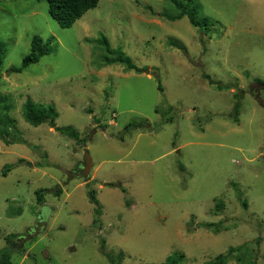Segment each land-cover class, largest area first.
<instances>
[{"label":"rangeland","instance_id":"obj_1","mask_svg":"<svg viewBox=\"0 0 264 264\" xmlns=\"http://www.w3.org/2000/svg\"><path fill=\"white\" fill-rule=\"evenodd\" d=\"M195 3L206 33L162 17L166 0H100L70 27L46 0H0V96L18 129L0 140V170L13 165L0 175V248L20 234L11 264H109L102 246L126 264L174 251L206 264L246 242L264 264V0ZM34 34L52 51L10 71ZM102 37L141 70L106 64ZM27 100L54 105V123L85 142L28 124Z\"/></svg>","mask_w":264,"mask_h":264},{"label":"trees","instance_id":"obj_2","mask_svg":"<svg viewBox=\"0 0 264 264\" xmlns=\"http://www.w3.org/2000/svg\"><path fill=\"white\" fill-rule=\"evenodd\" d=\"M48 4L49 14L57 21L61 27H70L76 19H78L88 9L97 6L100 0H46ZM171 4L173 9L163 10L161 16L167 20H177L183 16H186L189 23L205 33L208 32V21L204 17H200L196 8L195 0H166ZM52 38L46 37L43 39L40 35L34 34L30 40L29 51L22 57L20 67H10V71L19 72L22 68L28 66L31 63L37 62L42 56L49 54L52 51L51 48ZM100 43L103 45L105 56V63H119L125 67V70H133L139 72L141 69L133 64L119 49H112L105 37L101 38ZM5 56L4 43H0V64ZM207 78L208 76L205 75ZM259 84L264 86V81L257 79ZM158 88L161 90L160 84ZM0 140L6 144L15 143L18 129L15 124V119L10 115V105L8 104L5 96H0ZM156 110H158L156 108ZM22 116L24 120L32 125L37 126L46 122L50 127H53L56 131L64 134L78 143L85 142V138H81L77 129L72 125L58 126L54 122L57 117V111L54 105L34 103L31 100H27L22 105ZM165 121H172V117L165 119ZM235 121L237 119L235 118ZM126 126H129L126 125ZM25 161L24 158H20L18 163ZM28 162V161H27ZM13 165L5 164L0 170V175H5ZM84 166V165H83ZM82 166V167H83ZM180 169H183V165H179ZM81 168H79V171ZM46 189L39 188L35 191L36 200L39 204L44 202V195ZM61 192V187L58 185L55 187V195L58 196ZM89 199L91 202L97 203L94 195V190H89ZM244 205V203H243ZM222 202H217L215 208H222ZM95 212L100 213V209L97 207ZM204 226L212 225V223H205ZM20 234L10 233L4 236L6 246L0 248V264H11V249L10 246L14 245L15 237H19ZM14 241V243H13ZM258 242V239L256 243ZM259 243V242H258ZM17 246V245H16ZM19 251L20 248L16 247ZM109 264H126L121 261L123 257L122 251L118 253L105 252L103 246L101 247ZM253 247L248 243H243L238 246L230 247L224 253L217 254L212 260L207 261L206 264H226L227 261L234 257L238 261H244L245 264H254L255 258H253ZM184 254L179 251H174L167 255L166 258L159 264H180L184 260Z\"/></svg>","mask_w":264,"mask_h":264},{"label":"water","instance_id":"obj_3","mask_svg":"<svg viewBox=\"0 0 264 264\" xmlns=\"http://www.w3.org/2000/svg\"><path fill=\"white\" fill-rule=\"evenodd\" d=\"M92 167V162L91 159L89 157V154L86 152L85 153V159H84V166L82 168V174H87L88 171L91 169Z\"/></svg>","mask_w":264,"mask_h":264}]
</instances>
